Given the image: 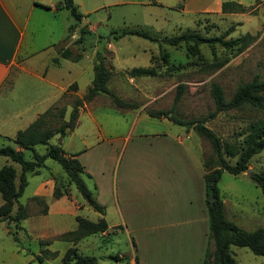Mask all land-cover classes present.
<instances>
[{
    "label": "rangeland",
    "instance_id": "obj_1",
    "mask_svg": "<svg viewBox=\"0 0 264 264\" xmlns=\"http://www.w3.org/2000/svg\"><path fill=\"white\" fill-rule=\"evenodd\" d=\"M74 1L82 14L81 19L75 18L68 9H63L57 19L44 24L43 22L35 24L32 20L30 26L32 46L36 49L47 42L48 37L55 39L62 34L65 35L61 42L63 47L68 44L74 45L75 40L79 39L82 33L81 29L86 31L82 33L83 41L75 45L76 47L73 46L76 52L82 51L83 56L80 61L71 62L60 57L57 53L58 44L46 50H39L35 58L38 62L34 66L40 69L46 64L53 66L55 57H60L63 63L61 77L56 80L61 84L71 83L55 104L67 108L66 118H68L74 100L80 97L77 91L78 94L86 93L92 85L95 62L91 56L95 55L94 46L97 45L98 52L107 57V62L112 67L113 74L109 87L124 99L138 105L135 108H118L108 95L99 96L97 106L108 105L110 100L111 106L103 107L99 115V119L105 121L102 130L104 140L89 149L87 153H91L90 156H84L90 159L91 164L97 165L98 161H103L104 153H157L164 146L170 153H174L170 143L176 138L175 132L178 130L179 140L184 144L185 151L182 149L178 152L179 149H176V153H192L195 160L202 161L212 155L211 143L200 135L194 126L171 123V129L167 131L170 134L169 138L139 136V132L143 130L163 128L168 130L167 123L162 124L161 120L149 115L147 109L169 110L183 119H205V124L224 141L242 144L250 123L264 118V110L248 105L216 113V104L211 94L212 82L219 83L224 89L226 98L231 99L241 83L252 80L257 74L264 77V5L254 9L257 0H233L240 1L248 8L246 12L235 15L210 11L192 14L183 12L182 4L180 6L178 4L184 0ZM72 24H74L72 33L67 34V28ZM232 24L235 28L227 38L250 32L255 36L254 40L243 50L238 47H226L220 43L213 45L201 43L199 51L202 57L184 42L172 45L151 41L135 34L118 36L124 29H142L157 37L174 36L186 31L213 36L224 33ZM88 26L94 28L92 34ZM37 29L40 30L36 31ZM109 42L114 45L113 50L106 49ZM82 46L84 49L81 48ZM163 53L168 54L167 60L162 58ZM210 64L214 66H209ZM70 65L79 72L76 69L69 71L67 66ZM148 65H154L159 74L155 76L129 74V70L133 67ZM74 82L77 83V88L70 89V85ZM181 84L184 87L179 91ZM9 87L8 82L5 84L6 91ZM57 90V87L42 82L29 73L21 72L16 77V87L8 91L4 103L10 111H35L43 109L48 102L46 99L56 94ZM177 95H180L178 100H176ZM135 117L138 121L133 132ZM144 118L149 120H142ZM21 124L23 127L28 123L24 120ZM58 124L59 119L48 118L44 126L51 127ZM78 134L85 135L86 139L91 141L98 135V128L85 120L79 127ZM108 138L114 139L109 143ZM165 139L170 141L169 145H164ZM58 141V135L51 139L52 143ZM66 141L68 150H71L74 144L82 146V142H77L80 141L79 136L70 141L67 138ZM4 145L19 148L12 139L0 138V146ZM36 148L40 153L46 151V145H38ZM25 154L27 158L33 157L30 150H25ZM226 157L234 163V159ZM5 164H12L20 173L21 167L18 163L0 155V167ZM248 169H251V173L264 169V149L250 159ZM251 173L245 171L234 175L224 170L219 188L230 212L234 207L241 209L244 214H240L239 221L247 219L245 214L252 216L253 218L249 219L253 222L249 227L256 229L264 226V195ZM83 178L96 198H100L101 201L108 200V192L103 186V175L95 178L83 176ZM99 186H102L103 190L100 194ZM55 188L63 192L61 197L67 196L85 201L61 165L53 158H47L39 173L28 174V184L19 198L28 217L21 219L18 225L12 219L0 221V264H40L35 256L41 253L43 246L40 245L39 240L44 237L52 241L51 249L61 252L56 259L44 260V264H63L62 255L73 245L56 239L57 237L53 239L52 236L74 229L77 223L69 214L52 213L42 217L47 207V198L50 201L55 198L53 195ZM2 202L0 194V204ZM17 210L18 204H15L13 214ZM81 215L92 220L99 217V213L88 204L82 208ZM14 235H17L21 241L17 242ZM111 236L102 238L97 234H91L78 246L83 254L97 256L99 264H117L113 256L118 257V253L128 256L132 249L129 239L124 234ZM232 249L237 264H264V255H257L247 247L234 245ZM129 260L130 258L120 260L119 264H128Z\"/></svg>",
    "mask_w": 264,
    "mask_h": 264
},
{
    "label": "crops",
    "instance_id": "obj_2",
    "mask_svg": "<svg viewBox=\"0 0 264 264\" xmlns=\"http://www.w3.org/2000/svg\"><path fill=\"white\" fill-rule=\"evenodd\" d=\"M60 1L0 0V138L10 140L18 130L29 126L41 113L57 103L71 83L61 84L56 80L61 77V70L63 69L61 60L54 63L53 66L46 64L41 69L34 66L38 62L35 58L39 50H46L58 44L57 53L59 55V51L64 47L70 45L73 48L77 45L68 44L63 47L61 42L65 35L62 34L55 39L48 37L47 42L41 45L40 48L36 49L32 46L30 34L32 20L35 24H42V22L44 24L57 19L63 11V9L55 8ZM224 1L226 0H184L178 6L182 4L181 10L190 14L207 11L230 15L243 13L223 12ZM155 3L157 2L155 1ZM260 5H264V0L254 9L259 8ZM238 24H241V22H238ZM88 29L92 34L94 28L88 26ZM83 46L81 48L84 49ZM98 48L97 45L94 46L95 55L91 56L94 62ZM113 48L114 45L111 42L106 46V49L109 50H113ZM144 51L146 50L144 49ZM63 59L71 62L80 61ZM108 65L111 67L109 63ZM67 68L69 71L76 69L71 65ZM76 70L79 72L78 69ZM21 72L29 73L42 82L58 88L56 94L46 99L48 102L43 109L10 111L4 103L8 91H12L16 87V77ZM8 82L10 87L6 91L5 84ZM84 94L85 92L78 94L77 91V95L80 97ZM100 95L102 94H98L80 108L77 126L74 130H69L61 140L62 146L68 153L78 154V158L85 168L83 176L95 178L98 175H103L104 177L103 186L105 191L108 192V200L101 201L100 198H95L105 206V214L103 215L97 211L99 217L94 221L104 216L108 227L96 234L102 238L111 236V234L112 236L124 234L129 239L132 252L128 256L123 253H118V257L113 256L117 264L120 260L128 258H130L128 264H203L209 246L210 234V215L206 203L203 161L201 159L195 160L192 153H176V149H179L178 152L182 149L185 151L184 144L179 140L180 131L178 130L175 132L176 138L171 143L169 140H164V145L171 144L170 147L174 153H170L165 146L157 153H104L103 161H98L97 165L91 164L90 159L84 156H90L91 153H87L89 149L104 140L102 130L105 121L100 120L99 115L102 113L103 107L111 106V100L108 105L97 106V99ZM104 114L106 115V113ZM122 115L125 116V114ZM156 119L161 120L162 124L167 123L168 130L164 128L161 130H143L138 135L162 137V139L169 138L170 134L167 131H170V125L174 122L166 117H156ZM24 120L28 124L22 127L23 124L21 123ZM85 120L98 128V135L91 141L86 139L85 135L78 134L79 127ZM135 120L133 132L138 119L135 117ZM142 120L149 119L144 118ZM77 136L80 140L77 142H82V146L74 144V147L68 150L66 139L68 138L70 141ZM113 139L108 138L107 141L111 143ZM68 144L70 143L68 142ZM92 154L95 155V153ZM102 191V186H99V194ZM224 203L227 217L230 220L245 230H254L249 227L250 223L253 222L249 219L250 217L253 218L252 216L245 214L247 219L239 221L240 214H244L243 211L234 207L230 212L225 199ZM86 205L87 203L83 200L71 199L67 196L55 197L51 201L47 198L46 211L42 217L49 216L52 213L69 214L76 220V216L81 215V210ZM64 232L57 233L52 238L57 237L56 239L63 240L60 236ZM89 236L77 242L63 241L76 246L78 251L81 252L78 244ZM41 239L49 240L45 237ZM49 241L51 244L52 241ZM50 244L48 245L49 250L57 251L58 255L48 257L45 260L56 259L61 254L59 250L51 249Z\"/></svg>",
    "mask_w": 264,
    "mask_h": 264
},
{
    "label": "trees",
    "instance_id": "obj_3",
    "mask_svg": "<svg viewBox=\"0 0 264 264\" xmlns=\"http://www.w3.org/2000/svg\"><path fill=\"white\" fill-rule=\"evenodd\" d=\"M262 1L257 0L255 7ZM46 7L51 8L50 6ZM55 8L68 9L75 18L81 19L82 14L74 0H61L56 4ZM247 10L248 8L245 5L236 1L223 2V12H245ZM73 27L74 24L69 26V34L72 33ZM234 28L235 25L232 24L224 33L213 36L186 31L178 35L164 37L153 36L148 31L142 29H124L118 36L135 34L151 41L172 45H179L184 42L202 57L199 51V44L201 43L211 45L220 43L226 47H238L240 50H243L254 40L255 36L250 32L242 36L227 38ZM81 32L85 33L86 31L82 28ZM82 33L79 39L75 40V44L78 45L83 41ZM59 56L72 60H80L83 54L82 51L76 52L72 47L67 46L59 51ZM60 57H55L53 61L58 63ZM167 57L168 54L163 53L162 58L167 60ZM209 66H214V64H210ZM94 71L92 85L82 97H77L74 100L68 118H66L67 108L65 106L53 104L29 126L17 131L12 140L19 148H15L12 145L0 146V155L9 157L21 167L20 173H18L16 167L12 164H5L0 167V194L3 199V202L0 204V221L12 219L18 225L21 219L27 217L24 206L20 203L19 198L28 184V174L31 172L39 173L40 168L45 165L47 158H53L61 165L89 206L101 214H105V206L95 198L93 191L88 187L83 178L85 168L79 160L78 154L68 153L62 146L61 140L67 135L69 130H74L77 126L80 108L86 102L94 99L98 94L108 95L118 108H135L138 105L124 99L109 87L112 68L108 65L106 57L101 52L96 53ZM129 74L131 76H155L159 72L154 65H148L133 67L129 70ZM183 87L184 85L181 84L179 91H182ZM69 88L76 89L77 83H72ZM211 94L216 104V113L234 108H242L246 105L264 110V77L257 74L252 80L241 83L231 99L226 98L224 89L219 83L212 82ZM179 96H176V100L179 99ZM146 111L151 116L166 117L179 125L194 126L199 134L208 139L212 145V155L203 161L205 167L206 203L210 215L209 246L203 264H237L235 252L232 249L234 245L247 247L257 255H264V226L248 231L230 220L227 217L225 203L219 188V181L224 170L234 175L247 171L250 159L264 149V118L250 123L247 128L248 133L243 140L244 144H242L224 141L219 134L205 124V119H183L172 111L165 109H147ZM48 118L59 119V124L51 127L44 126ZM56 135L59 136V141L58 143H52L51 139ZM38 145H46L45 153H40L36 150V146ZM25 150H30L33 157L27 158ZM226 156L234 159V163ZM251 175L261 187L264 195V169L252 172ZM53 195L59 198L63 195V192L59 188H55ZM15 204H18V210L13 214ZM76 220L77 227L61 234V239L77 242L88 235L104 231L108 227L104 216L94 221L85 216L77 215ZM14 239L17 242L21 241L17 235H14ZM39 243L43 247L41 253L35 257L40 264H44L46 258L58 255L57 251L49 250V240L40 239ZM61 259L63 264H99L97 256L83 254L78 251L76 246H70L64 252Z\"/></svg>",
    "mask_w": 264,
    "mask_h": 264
},
{
    "label": "water",
    "instance_id": "obj_4",
    "mask_svg": "<svg viewBox=\"0 0 264 264\" xmlns=\"http://www.w3.org/2000/svg\"><path fill=\"white\" fill-rule=\"evenodd\" d=\"M247 172H248V173H251V169H247Z\"/></svg>",
    "mask_w": 264,
    "mask_h": 264
}]
</instances>
